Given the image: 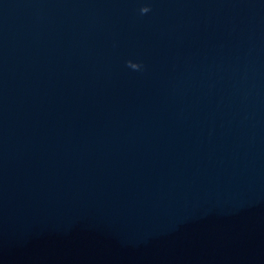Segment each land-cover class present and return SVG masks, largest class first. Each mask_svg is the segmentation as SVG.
Returning a JSON list of instances; mask_svg holds the SVG:
<instances>
[{
	"label": "water",
	"instance_id": "water-1",
	"mask_svg": "<svg viewBox=\"0 0 264 264\" xmlns=\"http://www.w3.org/2000/svg\"><path fill=\"white\" fill-rule=\"evenodd\" d=\"M0 264H264V0H0Z\"/></svg>",
	"mask_w": 264,
	"mask_h": 264
},
{
	"label": "clouds",
	"instance_id": "clouds-1",
	"mask_svg": "<svg viewBox=\"0 0 264 264\" xmlns=\"http://www.w3.org/2000/svg\"><path fill=\"white\" fill-rule=\"evenodd\" d=\"M150 9L148 7H142L140 9V12L141 14H145L147 12H149ZM129 66L132 68V69H135V70H139L142 66L140 64H137V63H132V62H129Z\"/></svg>",
	"mask_w": 264,
	"mask_h": 264
}]
</instances>
